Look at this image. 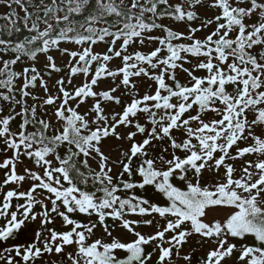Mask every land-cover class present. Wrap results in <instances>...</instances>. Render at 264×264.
<instances>
[{
    "label": "snow or ice",
    "instance_id": "obj_1",
    "mask_svg": "<svg viewBox=\"0 0 264 264\" xmlns=\"http://www.w3.org/2000/svg\"><path fill=\"white\" fill-rule=\"evenodd\" d=\"M203 2L39 0L34 4L28 0L26 4L25 0H0L8 8L15 4L24 12L22 17L15 10L0 16L6 21L0 25V33L6 31L11 36L21 31V25L29 33L18 42L0 39V89L6 90L0 92V100L10 106L7 115L0 107V142L4 145L0 153H13L0 162V169L5 170L0 183V219L4 220L0 225V264H36L45 254H61L69 245H75L74 252L46 264H151L157 253L155 264H175L174 255L185 264H193L192 253L181 255L183 245L193 235L201 238L202 247L208 245L206 255L195 264H228L234 253L238 256L233 264H264V0H211L209 7L218 9L219 14L192 27L191 22L199 19L193 9ZM165 18L184 22L187 31L161 23ZM211 25L215 27L209 34L197 38L196 33ZM155 31L162 35H153ZM62 42L80 47L61 48ZM98 43L107 44L106 51L95 52L93 46ZM152 43L156 47L148 52H129L133 44L144 47ZM53 50L68 57L65 68L57 65L50 54ZM7 53L14 58L4 59ZM40 54L47 61L44 74L35 66L14 70L22 58L35 61ZM115 59L121 63L112 69ZM65 69L67 80H56L57 92L51 94L44 75ZM177 70L187 75L185 83L178 79ZM201 71L205 74H195ZM80 74L83 83L74 85L73 78ZM140 77L154 82V92L138 94L133 78ZM109 78L115 86L97 91L99 83ZM18 79H22L19 87L15 83ZM37 81L44 89L43 98L29 91L37 87ZM67 85H72L71 90ZM121 87L131 97L130 102L109 114L106 106L122 104L123 94L115 95ZM28 97L40 103L28 105ZM89 99L91 107L80 112ZM45 106L54 107L53 119L38 118L37 108ZM141 113L146 120L143 124L137 119ZM208 113L214 118L205 120ZM17 117L21 122L13 130L11 124ZM122 126L135 130L121 134L117 130ZM174 130L183 138L174 136ZM110 136L132 142L121 159L112 161L121 167L115 177L109 157L101 150L102 142ZM137 136L143 139L136 141ZM165 140L173 150L171 158L149 157L147 149L153 141ZM242 143L245 146L241 147ZM61 147L66 149L63 156ZM178 151L184 155H177ZM247 155L255 159L244 160L237 175L234 163L228 161ZM21 156L32 160L42 174L29 168L18 174ZM80 156L85 158L80 165L86 172L77 164ZM134 158H142L135 170ZM89 159L96 161L98 170L89 165ZM205 171L216 173L215 183L202 184ZM134 174L140 181L133 180ZM26 179L33 183L28 190L19 191ZM89 180L94 191L86 190ZM13 184L17 187L4 191ZM145 186L154 187L167 203L158 205L137 196L134 190ZM122 192L130 195L122 197ZM42 194L43 199H37ZM21 200L24 203H19ZM37 204L42 208L39 213L34 212ZM221 209L231 211L223 220L207 219L210 212ZM50 213L62 218L69 230L44 227L53 222ZM76 213L97 220L83 223L72 218ZM154 215L164 224L149 235L136 231L142 224L156 223L143 219ZM38 216L42 218L41 229L32 242L7 243ZM107 217L120 221L135 239L122 242L112 237ZM97 224L112 237L110 242L91 240ZM249 236L254 238L252 244L244 242ZM230 240L242 243L238 246ZM147 245L153 251L146 252ZM118 251L125 255L121 258Z\"/></svg>",
    "mask_w": 264,
    "mask_h": 264
},
{
    "label": "trees",
    "instance_id": "obj_2",
    "mask_svg": "<svg viewBox=\"0 0 264 264\" xmlns=\"http://www.w3.org/2000/svg\"><path fill=\"white\" fill-rule=\"evenodd\" d=\"M210 1L211 0H208V3L209 4H210ZM47 2H50V0H47ZM169 2L171 4H173V5L176 4V3H178V2H175V0H169ZM201 6H197L195 9H193L194 11L197 12V14L199 16V19L194 20V21L191 22L192 27H198L200 25L202 19L212 18L215 15L219 14V10L218 9H212L210 7L207 9L208 10V13L207 12L205 13L204 11H201ZM32 9L33 8H29L30 11H33ZM205 10H206V8H205ZM211 14H215V15L211 16ZM160 22L161 23H164L166 25H169L174 30L187 31V25L184 22H177V21L171 20L169 18H165V19H163ZM214 27H215V25H211L209 28L202 29L200 32L196 33L197 38H203V37H205L207 34L210 33V31H212L214 29ZM152 34L153 35H162V33L159 32V31H155ZM28 35H29V33L27 32V30L26 29H23V27L21 25V31L20 32L13 33L11 36H9L6 31L5 32H2V33H0V39H7V40H11L13 42H18V41L23 40ZM101 44L103 45L105 43H98L96 45H101ZM96 45H94V46H96ZM69 46H76L77 47L78 45H75L74 43H69V42H62L61 45H60L61 48H68ZM94 46H93V49H94ZM78 47H80V46H78ZM117 47H119V43L117 44ZM154 47H156V44L155 43L148 44V45H146L144 47H140L137 44H133V45H131L129 47V52H131L133 50H136V49H139L141 51L148 52L151 49H153ZM52 52H57V51L53 50ZM66 57L67 56H63V58L61 60L63 62V64L57 63V65L60 66L61 68H65V65H66L65 58ZM3 58L4 59L14 58V54H12V53L3 54ZM45 61H46L45 60V55H43V54L38 55L37 56V59L35 61L28 60L25 57V58H22L21 61L17 62V64L14 65L13 68H14L15 71L21 72L25 67L35 66L40 71L41 74H44L45 71H46L45 70V67H44L45 66ZM193 63H195V61H193ZM0 66H2V65H0ZM93 67H95V66H93ZM110 67L112 69H116L117 68L116 66L115 67H112L111 64H110ZM185 67H189V65L186 64ZM65 70H67V69H65ZM195 74L198 75V76H202L205 73L201 71V72H196ZM64 75H65V80H67L66 73H64ZM53 76H54V72L52 73L51 76L44 75V79L47 81L49 89H50V78L53 77ZM81 76H83V75L80 74V75H78L76 77H81ZM177 76H178V79L181 81V83H185L188 80L187 75L185 73L181 72L180 70H177ZM75 79L77 80V78H75ZM135 79L136 78H133V82L135 81ZM139 79H145L146 80V78H144V77H140ZM102 81H106V82L114 85L113 82H112V80L110 78L109 79H104ZM15 83H16L17 87H19L22 84V79H18ZM116 83H119V78H117ZM228 90L231 91V87H229ZM3 91H6V90L5 89H0V92H3ZM29 91L33 95L38 96V97H42L43 98L45 96L44 89L39 86V81H37V87L36 88H30ZM119 91H120V94H118V95H122L123 94L122 95V104L121 105H118V108L117 109H114V111H116V112L121 111L123 105L126 104V103H128V102H130V99H131V97L129 95L124 94L126 90L123 87H121L119 89ZM136 91L138 92V94L141 93L139 88H137ZM140 96H142V95H140ZM16 98L17 99L20 98L18 92L16 93ZM27 103H28V105H32L33 103L39 104L40 101H34L31 97H28L27 98ZM74 103L75 102H73V104ZM85 104H88V105H85ZM85 104H83V105L80 106L79 111L82 112V113L84 111H87L88 108L91 107L92 100L91 99L87 100V102ZM113 105H115V104H113ZM116 106L117 105H115L113 108H115ZM0 107H2L4 109V113L3 114L7 115L8 112H9V107H10L9 104H8V102H4V101L0 100ZM113 108H111L109 110H106V111L109 114H111V112L113 111ZM15 110L17 112L20 111L19 106H16ZM53 111H54V107H52V106H45L43 108L38 107L37 108V116H38V118L42 117L44 119H53L52 118ZM45 113H47V114H45ZM193 114H195V113H193ZM208 114H210V113H208ZM208 114H206L205 117H207ZM249 118H251V116ZM137 119L142 124L146 122L145 116H144L143 113L139 114L138 117H137ZM20 122H21L20 121V118L17 117V119L15 121H13L12 124H11L12 129L13 130H16ZM53 122H54V120H53ZM120 129H124L125 132H127V131H134L135 130L134 128H127L126 129L123 126L120 127ZM32 130H33L32 128H29V131H32ZM173 135L176 136L178 139H182L183 138L182 133L179 132V131H175L174 130L173 131ZM114 139H116L114 136H110V137L106 138L102 142V144H101V150L104 153H105V148L108 145V143L110 141H113ZM142 139H143V137H141V136H137L136 137V141H140ZM116 140H118V139H116ZM118 141H119V144L115 145V148H117V149L119 148L120 151L118 153V157L116 159H113V161H117V160L121 159L122 158V155L121 154L123 152H127L128 149L131 146V143H132L131 141H128V140H118ZM242 145H243V143L240 146H242ZM164 148H168V151L167 152H163V149ZM65 151H66V149L64 147H61L59 149V152H60V154L62 156L65 154ZM147 151L149 153V157H151V158H157L160 155H163L166 159H170L171 158V153H172L173 150L168 146V141L165 140V141H153V144L148 147ZM234 151H235V149H233V152ZM176 154L177 155H180V156H183L184 155V153L179 152V151ZM50 158L52 159L51 156H50ZM251 158L252 159H255V156L254 155H251ZM83 159H85L83 156L78 157L77 158V164H78V166L81 167V171H85L86 172L87 169L83 168L80 165V162ZM141 159L142 158H140V159L134 158L133 159V164H132L133 170H135V168L140 164ZM89 165L93 169L98 170L96 161H94L92 159H89ZM109 166L112 167V169H113L112 175L114 177L117 176L118 173L121 171V167H120L119 164H114V163L111 162V164ZM159 166H160L159 165V162H157V167H159ZM239 169L240 168L237 169V175H239ZM124 179H128L127 175L124 176ZM140 179L141 178L138 175H135V174L133 175V180L134 181H140ZM216 179H217V175H216L215 172L205 171L204 174H203V178H202V181L201 182H202V184L215 183ZM173 182L176 183L178 186L183 187L182 182L177 181V180H174ZM81 187H84V186L81 185ZM86 190H88V191H94V188H93V185H92V181L91 180H89V183H88V186H87V189ZM134 192H135V194L137 196H141L143 198H146L151 203H155V204H158V205H165L167 203L166 200H165V198L160 193H158L154 189V187H152V186H145L144 189H138L137 188V189L134 190ZM120 195L123 197L125 195H130V193H123L122 192V193H120ZM61 210L63 211L62 208H61ZM135 217H137L138 219H141V217H138V216H135ZM146 217H149V216H146ZM72 218L73 219H76V220H78L80 222H83V223H88L90 220L91 221H96L97 220V217H95V216L88 217L86 215L78 214V213L72 214ZM143 219H145V218L143 217ZM118 223H119L118 220H113L111 217H107L106 218V224L108 226L109 231L112 232V237L115 234L116 230L118 229ZM50 228L51 229H55L58 232H62V231L69 230L70 226H60V225L51 224L50 225ZM103 228H104L103 226L97 224V227L94 230V235L91 237V240L103 239L105 242H110V240L112 239V237H109L105 233V231H101V229H103ZM91 240H89V242H91ZM130 241H132V239ZM130 241H126V242H130ZM231 241L233 243H237L238 246H239L240 243H242L241 241H238V240H231ZM244 242H246L248 244H252L254 242V238H252L251 236H249L246 239V241H244ZM145 250H146V252H151V251H153V248H152L151 245H147V246H145ZM117 254L121 258L125 255V253H123L122 251H118ZM157 256H158V254H154L153 255L151 264H155V261L157 259Z\"/></svg>",
    "mask_w": 264,
    "mask_h": 264
},
{
    "label": "rangeland",
    "instance_id": "obj_3",
    "mask_svg": "<svg viewBox=\"0 0 264 264\" xmlns=\"http://www.w3.org/2000/svg\"><path fill=\"white\" fill-rule=\"evenodd\" d=\"M28 0H25V3L27 4ZM175 2H181V0H175ZM33 3L34 4H38L39 3V0H33ZM211 3V1H210ZM206 8V10H205ZM209 8V3H208V0H204L203 2V5L201 6V11H204L205 13L207 12L208 13V9ZM10 8L7 7L6 4H2L0 3V13L1 14H4V11H9ZM12 10H15L19 13V15L22 17L24 15V12L22 9H20L18 6H16L15 4H13L12 6ZM34 10V9H32ZM215 14H211V16H213ZM2 21V23H6L5 20L3 19H0V22ZM107 46L106 44H101V45H96L94 46V51L95 52H104L106 51L107 49ZM69 49L71 50H77L79 47L77 46H69L68 47ZM51 55H53L55 58H56V62L57 63H60V64H63V62L61 61L62 60V56L60 55L59 52H51L50 53ZM45 60H46V57H45ZM47 61H45V64H46ZM65 63L67 64L68 63V57L65 58ZM121 61L119 59H115L111 62V65L112 67H118L120 65ZM67 70L65 71H62L60 73H54V76L50 78V93L51 94H56L57 92V88L55 87V82L56 80L60 79L61 77L65 78V75L64 73H66ZM77 78V80L75 79ZM83 80H84V77L81 76V77H74L73 78V84L74 85H80L81 83H83ZM137 85V88L140 89V92L139 95H143L145 94V92H154L155 90V84L154 82H152L151 80H148V79H139V78H136L135 81H134ZM112 86H115V85H112L106 81H101L99 83V86L98 88L96 89L97 91H100V90H107L109 87H112ZM68 89L71 90V87L72 85H67ZM120 94V91L118 90L115 95H118ZM85 105H88V104H85ZM115 105H108L106 106V110H109L111 108H113ZM118 108V105L113 108L114 109H117ZM214 118V114L210 113L207 115V117L204 116V119L205 120H210ZM215 118H218V117H215ZM195 126V125H193ZM118 132H121V134L125 133L124 129H120L118 128L117 130ZM260 129H257V132H259ZM122 143V142H121ZM120 143V144H121ZM119 144V141L114 139L113 141H110L108 143V145L106 146L105 148V154L109 157V165L111 164V162L113 161V159H116L118 157V153L120 151V149L118 148H115V145ZM245 146L244 144L241 146L243 147ZM4 147L3 143L0 142V149H2ZM5 155H7L8 157H12L13 156V153L11 151H8L7 153H0V162H2V160L5 158ZM49 159H51L49 157ZM20 160L22 161V163H18L17 164V172L18 174H24V169L25 168H29V169H32L33 171H36L40 174H42V171L40 168H38L34 162L30 159H28L27 157H24V156H21L20 157ZM244 160H253L251 158V155H247L245 156L242 160H238V161H228L229 163H234L235 167L238 169L241 167V165L243 164V161ZM221 171V174H223V168L220 170ZM4 172L5 170H2L0 169V183H2L3 179H4ZM33 182L31 180H28L26 179L22 186L19 187V191H26L29 189L30 185L32 184ZM17 185H9L7 187L4 188V191H7L9 190L10 188H16ZM38 191H42V190H38ZM37 199H43V194L42 195H39L37 196ZM45 203L48 204V207L49 209L51 208V205L50 203L45 200ZM40 207V208H39ZM61 210V209H60ZM40 211H42V208L39 204L35 205L34 207V212L36 213H39ZM62 211V210H61ZM231 210L229 209H221V210H218L216 212H210L207 219L209 221L213 220V219H220V220H223L226 215L230 212ZM50 216L53 220V224L54 225H60V226H65L63 224V221H62V218H57L56 214L55 213H50ZM128 219H132V220H138L137 217L135 216H128L126 217ZM145 219H154L156 221V223H153L152 225H140L136 228V231H139L141 232L142 234L144 235H149V234H152L156 231L158 225H162L164 224V220L161 219L158 215H154V216H149V217H144ZM38 219H40V217L38 216ZM51 229V228H50ZM101 231H104V228L101 229ZM99 233V232H98ZM170 235V234H169ZM113 237H116L118 239H120L121 241L123 242H126V241H130L131 239L134 240L135 239V236H133L132 234L128 233L125 229H123L121 227V224H120V221L118 223V229L116 230L115 234L113 235ZM200 237L198 235H193L191 237L188 238L187 242L183 245L182 249H181V255L183 254H188V253H192L193 254V257H194V260H193V264H195L196 260L205 256L206 255V252L208 250V245H204L203 247L201 246V243H199L200 241ZM230 242H232L230 240ZM75 250V245H69V246H65V249H64V252H62L61 254H56L55 252H53L51 255H50V261H59V259H62L65 257L66 253L68 252H74ZM195 250V251H193ZM158 254V253H157ZM238 256V253H234V256L232 258H229L228 260V264H233V261L236 259V257ZM173 260L175 261V264H185V262L183 260H179L175 257V255L173 256Z\"/></svg>",
    "mask_w": 264,
    "mask_h": 264
},
{
    "label": "flooded vegetation",
    "instance_id": "obj_4",
    "mask_svg": "<svg viewBox=\"0 0 264 264\" xmlns=\"http://www.w3.org/2000/svg\"><path fill=\"white\" fill-rule=\"evenodd\" d=\"M11 11H12V8L9 11H4V14L0 13V16H5ZM0 199H2V195H0ZM15 203H16V201L14 200L13 204H15ZM19 203H24V201L21 200V201H19ZM56 217L59 218V216H56ZM41 219H42L41 217H40V219H38V217H37L36 221H34V222H26L25 227H23L20 230V232L17 234V238L15 240H9L7 243L9 245L17 244V243L26 245V244L32 242L35 239V232L37 230L41 229ZM0 221H2V219H0ZM3 223H4V220H3V222H0V225H2ZM53 223L54 222L47 224L44 227L50 229V225ZM45 235H47V233H45ZM48 261H50V255L45 254L42 258H40L36 261V264H46V262H48Z\"/></svg>",
    "mask_w": 264,
    "mask_h": 264
},
{
    "label": "water",
    "instance_id": "obj_5",
    "mask_svg": "<svg viewBox=\"0 0 264 264\" xmlns=\"http://www.w3.org/2000/svg\"><path fill=\"white\" fill-rule=\"evenodd\" d=\"M0 25H2V23L0 22Z\"/></svg>",
    "mask_w": 264,
    "mask_h": 264
}]
</instances>
